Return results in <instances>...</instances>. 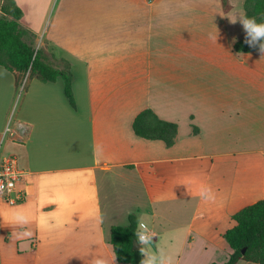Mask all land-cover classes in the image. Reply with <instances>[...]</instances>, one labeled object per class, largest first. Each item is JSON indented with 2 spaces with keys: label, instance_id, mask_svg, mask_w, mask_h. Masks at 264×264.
<instances>
[{
  "label": "crops",
  "instance_id": "crops-1",
  "mask_svg": "<svg viewBox=\"0 0 264 264\" xmlns=\"http://www.w3.org/2000/svg\"><path fill=\"white\" fill-rule=\"evenodd\" d=\"M16 2L46 61L70 62L76 107L63 78L27 74L20 94L0 65V160L17 157L29 190L14 205L0 199V264L111 261V227L132 213L174 264L227 261L224 233L260 164L248 157L264 155V58L234 51L245 32L227 17L246 0ZM146 107L178 124L173 146L134 132ZM21 216L29 222L14 223Z\"/></svg>",
  "mask_w": 264,
  "mask_h": 264
},
{
  "label": "trees",
  "instance_id": "trees-1",
  "mask_svg": "<svg viewBox=\"0 0 264 264\" xmlns=\"http://www.w3.org/2000/svg\"><path fill=\"white\" fill-rule=\"evenodd\" d=\"M246 15L264 21V0H246ZM0 15V65L16 74L17 85L24 77H36L44 82L55 81L61 77L65 82V93L71 105L76 107L73 92L74 73L69 61L62 59L60 65L55 66L44 56V50L35 48L32 43L24 39L28 33L21 27L23 9L16 0H3ZM236 52H250L258 48L250 47L245 38L237 40L233 46ZM134 132L143 138L162 140L166 146L175 144L178 134V124L160 118L157 113L146 107L141 110L133 121ZM236 224L224 233V238L230 245L232 252L227 261L210 264H236L240 259L257 264H264V199L246 205L232 215ZM137 217L129 215L126 225L111 227L110 243L116 261L128 264H140L142 259L140 249H134Z\"/></svg>",
  "mask_w": 264,
  "mask_h": 264
},
{
  "label": "clouds",
  "instance_id": "clouds-1",
  "mask_svg": "<svg viewBox=\"0 0 264 264\" xmlns=\"http://www.w3.org/2000/svg\"><path fill=\"white\" fill-rule=\"evenodd\" d=\"M221 15L223 16L226 14ZM227 17L230 22L236 23L238 21L241 24L245 32V42L250 47L258 48L260 57L264 58V21H258L255 17H250L246 14H233L227 15ZM217 36L218 32L210 38L216 41ZM28 222V219L23 216L14 221L17 225H24ZM134 235L141 245L140 253L142 259L140 260V264H174L172 256L159 249L153 252L148 247L155 237V233L151 230L148 223L143 218L137 219ZM30 236V232L24 233V238H30ZM95 264H115V257H112L111 261L106 259H97Z\"/></svg>",
  "mask_w": 264,
  "mask_h": 264
},
{
  "label": "built area",
  "instance_id": "built-area-1",
  "mask_svg": "<svg viewBox=\"0 0 264 264\" xmlns=\"http://www.w3.org/2000/svg\"><path fill=\"white\" fill-rule=\"evenodd\" d=\"M8 132H10L9 128ZM26 175V171L19 166L15 155L3 157L0 160V199L10 205L24 201L29 195Z\"/></svg>",
  "mask_w": 264,
  "mask_h": 264
},
{
  "label": "rangeland",
  "instance_id": "rangeland-1",
  "mask_svg": "<svg viewBox=\"0 0 264 264\" xmlns=\"http://www.w3.org/2000/svg\"><path fill=\"white\" fill-rule=\"evenodd\" d=\"M1 8V5H0ZM53 12V8L51 7L49 10V13L46 16V20H45V27L48 26V24L50 23V19H51V15ZM0 15H2L1 9H0ZM42 15H34L35 20L37 22H40V20H42ZM24 21V15L22 17V19L20 20V24H22ZM22 27V25H21ZM26 41L30 42L33 44V39L34 36L31 32H28L27 35L24 38ZM56 66V65H55ZM23 82V80H22ZM20 83V85H18V93H22L23 92V87L25 85V82ZM19 101V98H17V102ZM186 127H183V130ZM248 161L252 162L251 164H253L254 162L260 163L257 166L256 165H252L250 167L251 172L246 175V178L249 177L251 182H252V189L249 191V194H247V202L246 205L252 204L260 199H264V188L262 183H264V165L263 163H261V161L264 160V155L262 154H250V157H248ZM161 225L158 223L157 224V229H160ZM160 230H163L162 228Z\"/></svg>",
  "mask_w": 264,
  "mask_h": 264
},
{
  "label": "water",
  "instance_id": "water-1",
  "mask_svg": "<svg viewBox=\"0 0 264 264\" xmlns=\"http://www.w3.org/2000/svg\"><path fill=\"white\" fill-rule=\"evenodd\" d=\"M134 249H140L141 248V245L139 244L138 240H134Z\"/></svg>",
  "mask_w": 264,
  "mask_h": 264
}]
</instances>
